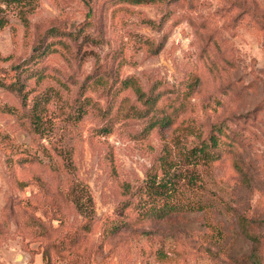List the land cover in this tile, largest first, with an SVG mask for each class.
I'll return each instance as SVG.
<instances>
[{
  "label": "rangeland",
  "instance_id": "374dc122",
  "mask_svg": "<svg viewBox=\"0 0 264 264\" xmlns=\"http://www.w3.org/2000/svg\"><path fill=\"white\" fill-rule=\"evenodd\" d=\"M3 13L0 80L27 92L22 103L0 86V264H249L253 246L264 264V0H30L26 23ZM209 134L218 156L204 160L191 148ZM73 179L93 200L87 227Z\"/></svg>",
  "mask_w": 264,
  "mask_h": 264
},
{
  "label": "trees",
  "instance_id": "16d2710c",
  "mask_svg": "<svg viewBox=\"0 0 264 264\" xmlns=\"http://www.w3.org/2000/svg\"><path fill=\"white\" fill-rule=\"evenodd\" d=\"M130 1L139 2L140 0H130ZM29 2H30V0H0V27L3 24H5V22H6V17H5L3 12H4L5 8H8V7H12V8L14 7L15 9H17V13H18L19 18L21 19V21L23 23H26L27 19L25 16V12H27V10H28ZM2 3L4 4V7H2V5H1ZM44 35H47V34H44ZM43 41H44L43 38L41 41H40V39H38V41L34 45V48L28 57V59L30 61L36 57H38V58L40 57L39 50L41 48L43 50H45L46 44H44L45 42H43ZM23 70L25 71L24 66L22 69H20L18 71L23 72ZM31 75H33V74L28 73L27 77H29ZM40 77L41 76H38L35 79H38ZM123 84L124 85L129 84L132 87V89L134 90V92L136 93L137 98L141 99L142 102L148 103L149 101L154 100V97L151 94H149L148 92H145L144 90H142L141 87L138 84H136V82H134L132 77H128V78L123 79ZM0 86L6 87V88L18 93L19 97L21 99V102L24 103L25 94H26L27 90H25V91L23 90L24 82L20 81V79L18 77L16 79H14L13 81H10L8 83H5L4 81L0 80ZM39 103H40V101L37 102V100H33V102H32V105L30 107V114H29V116L31 118V122L32 121H34L35 123L39 122L38 111H37V109H38L37 105H39ZM159 122L163 123V124L167 123L168 117L167 116H161L159 119ZM152 124H153V122L150 125H152ZM37 125L38 124H33V127L35 129H37ZM215 128L217 131L221 130L220 125H216ZM217 145H218L217 136H215L214 134H209L208 141L202 140L198 146L192 147L191 150L194 153H198V156L200 158H202L204 160H211L213 158H216L218 156V154H217V152H215L210 147H216ZM64 153H65V156H63L64 154H61V155H62V158L64 159L65 165L69 168L71 166V160L66 155L67 152H64ZM153 184L154 183L151 184L149 182L148 188H150V190L153 191L154 194H156L158 196V199H160L161 195L167 193V191L162 188V184H160V182H158L155 185H153ZM151 185H153V186H151ZM66 194H67L68 198L71 200V202L73 203V205L75 206V208L78 210V212L81 213L83 218L88 221V222L83 223L84 227H87L89 224V221L92 217V213H93V200H92V197H91V194H90V191H89L87 185L80 182L79 180L73 179L70 181V183L66 187ZM171 208H172V204H170L169 202H160V206H156V210L158 212H160V210H163V209H165V211H168ZM242 227H243V224H242ZM247 258H248L249 264H258L256 249L254 246L250 249V252H249Z\"/></svg>",
  "mask_w": 264,
  "mask_h": 264
}]
</instances>
